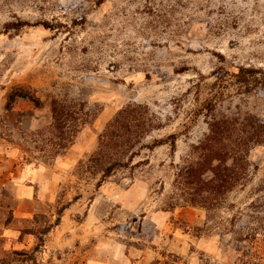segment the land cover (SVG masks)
<instances>
[{
  "label": "rangeland",
  "instance_id": "1",
  "mask_svg": "<svg viewBox=\"0 0 264 264\" xmlns=\"http://www.w3.org/2000/svg\"><path fill=\"white\" fill-rule=\"evenodd\" d=\"M97 1L0 0V264H264V143L212 205L190 204L176 177L210 114L264 123V0ZM19 21L35 26L8 27ZM14 87L95 118L54 148L45 103L6 110ZM128 104L160 127L98 187L88 161Z\"/></svg>",
  "mask_w": 264,
  "mask_h": 264
},
{
  "label": "trees",
  "instance_id": "2",
  "mask_svg": "<svg viewBox=\"0 0 264 264\" xmlns=\"http://www.w3.org/2000/svg\"><path fill=\"white\" fill-rule=\"evenodd\" d=\"M104 1L98 0L97 3ZM25 26L35 25L19 21L8 27L19 29ZM257 73L254 68H239L235 75L240 77V83L247 84L250 78L256 80L254 76ZM259 83L264 87L263 79ZM17 100L31 104L33 109L46 104L50 113L49 142L54 148L72 145L95 118V112L87 109L84 103L59 95L42 94L40 90L11 88L6 110H10ZM208 104L206 109L209 113L212 108ZM159 127L146 105L128 104L119 109L98 136V151L88 161L93 172L101 173L97 186L116 168L130 164L136 156L134 149L145 147L141 140ZM207 129L203 140L192 148L194 161L181 167L176 176L192 205H212L232 190L245 175L250 146L264 143V123L252 116L240 119L237 116L216 117L210 114ZM166 139L172 140L170 145L173 149L175 136L170 135ZM162 144L163 140H153L151 148Z\"/></svg>",
  "mask_w": 264,
  "mask_h": 264
},
{
  "label": "crops",
  "instance_id": "3",
  "mask_svg": "<svg viewBox=\"0 0 264 264\" xmlns=\"http://www.w3.org/2000/svg\"><path fill=\"white\" fill-rule=\"evenodd\" d=\"M58 226H56V228H57ZM5 235H8L7 233H5ZM49 235V232L46 234V237ZM9 240H11V238H9ZM17 241V240H16ZM44 247V246H43ZM95 251L98 253V247H95ZM88 253V251H85V252H83L82 254H87ZM98 258H96V260H97ZM95 260V262H94V264H98V261H96Z\"/></svg>",
  "mask_w": 264,
  "mask_h": 264
}]
</instances>
